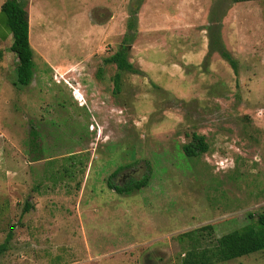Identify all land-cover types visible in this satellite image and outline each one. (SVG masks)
<instances>
[{"label":"rangeland","instance_id":"374dc122","mask_svg":"<svg viewBox=\"0 0 264 264\" xmlns=\"http://www.w3.org/2000/svg\"><path fill=\"white\" fill-rule=\"evenodd\" d=\"M18 3L35 69L15 86L0 41V264H179V234L264 212V0ZM132 17L136 74L105 62ZM193 134L208 151L187 158ZM113 173L147 187L118 195Z\"/></svg>","mask_w":264,"mask_h":264},{"label":"trees","instance_id":"16d2710c","mask_svg":"<svg viewBox=\"0 0 264 264\" xmlns=\"http://www.w3.org/2000/svg\"><path fill=\"white\" fill-rule=\"evenodd\" d=\"M234 2H248L260 0H233ZM0 22L4 25L11 37L10 51L15 54L18 64L15 70V86L26 87L31 84L34 72L33 50L30 45V18L18 0H7L0 7ZM136 28L135 17L127 23L128 33L123 38V46L105 62L115 64L120 72L136 71L129 64L128 44L133 37ZM230 66L235 70L234 60L225 51H220ZM119 73L115 76V85L119 87ZM187 158L198 157L208 151L204 136L193 134L191 141L182 147ZM116 175L113 173L108 180V187L118 195L128 196L147 187L148 176L141 180H130L123 186H117L111 179ZM250 222L244 227L234 230L219 238H214L213 227L205 225L194 230L179 234L176 237L182 248V257L179 264H220L239 259L258 252H264V212L253 217L248 216ZM9 233L5 242L0 246V251L10 241Z\"/></svg>","mask_w":264,"mask_h":264},{"label":"crops","instance_id":"0c3cea01","mask_svg":"<svg viewBox=\"0 0 264 264\" xmlns=\"http://www.w3.org/2000/svg\"><path fill=\"white\" fill-rule=\"evenodd\" d=\"M8 39H12V37H11L8 29L4 25H2L0 22V41L6 42ZM4 252L0 253V259H1V257H3V254H5ZM88 256H89V259H91V257H92L91 253L88 254ZM98 259H100V258H98ZM94 260H97V259H94ZM97 262L101 264V262L99 260H97Z\"/></svg>","mask_w":264,"mask_h":264},{"label":"bare ground","instance_id":"6f19581e","mask_svg":"<svg viewBox=\"0 0 264 264\" xmlns=\"http://www.w3.org/2000/svg\"><path fill=\"white\" fill-rule=\"evenodd\" d=\"M77 96L80 97V95L77 93Z\"/></svg>","mask_w":264,"mask_h":264}]
</instances>
